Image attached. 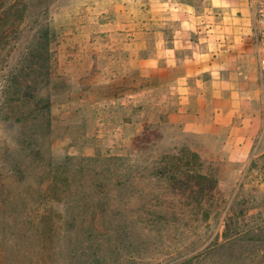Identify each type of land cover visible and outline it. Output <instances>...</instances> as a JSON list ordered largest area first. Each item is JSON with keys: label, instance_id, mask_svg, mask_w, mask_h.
I'll list each match as a JSON object with an SVG mask.
<instances>
[{"label": "rangeland", "instance_id": "rangeland-1", "mask_svg": "<svg viewBox=\"0 0 264 264\" xmlns=\"http://www.w3.org/2000/svg\"><path fill=\"white\" fill-rule=\"evenodd\" d=\"M150 2L53 0L44 18L52 21L56 38L36 74L42 80L37 90L33 75L14 73L36 10L0 45V246L13 264H264V122L250 150L236 145L227 127L188 140L218 180L216 197L202 202L199 215L180 199L136 200L122 205L127 213L119 208L115 218L97 222L94 233L85 229L93 226L86 204L39 192L47 183L41 181L44 169L67 156L119 150L133 128L141 131L157 118L155 107L183 104L178 69L166 62L141 67L134 60L140 45L147 53L151 31L162 26L150 19ZM47 102L50 133L40 125L45 118L30 113V104L46 108ZM140 103L150 110L147 120L136 109L124 130L122 107ZM194 104H188L189 114L197 112ZM70 209L84 223L68 216ZM117 217L120 222L111 223ZM228 218L231 240L225 242ZM216 236L219 245L212 248Z\"/></svg>", "mask_w": 264, "mask_h": 264}, {"label": "trees", "instance_id": "trees-1", "mask_svg": "<svg viewBox=\"0 0 264 264\" xmlns=\"http://www.w3.org/2000/svg\"><path fill=\"white\" fill-rule=\"evenodd\" d=\"M52 1L0 0V45L12 31L20 29L30 9L36 10L33 34L20 55L18 71L14 72L27 78L33 75L34 78L30 80L33 82V90H37L42 82L38 79L40 75L36 74L46 65L50 45L56 38L52 21L44 18ZM33 97L30 96L31 99ZM30 105V113L35 114L33 118L37 119L39 116L45 118L40 125L46 124L47 133H50L52 125L46 112L49 102L46 108L39 104ZM122 108H126L121 121L124 130L133 124L132 118L135 116L133 112L136 109L142 113L145 111L144 121L150 113L148 108L145 110L144 103ZM155 110L157 118L145 122L147 124L141 131L136 132L133 128L134 131L128 141H123L124 146L119 150L114 148L105 153L98 150L90 156H67L63 164L49 170L44 169L41 181L47 183L39 192L75 206L86 204L92 215L89 222L93 226L88 225L89 227L85 229L94 233L99 231L97 222L115 218L120 213L119 208L123 210L122 205H128L136 200L180 199L186 201L193 214L199 215L202 202L216 197L218 180L214 174L205 170L200 152L189 143L188 140L195 134L184 131V123L191 119L188 104L177 103L171 107L161 105L155 107ZM120 150L123 152H119ZM122 213L127 211L123 210ZM162 214L164 213H160ZM208 215L209 212L206 211L205 216ZM68 216L73 217L75 222L84 223L81 218L79 220L80 214L74 210H68ZM113 222L115 224L120 222L119 217L111 221ZM231 226V219L228 218L222 234L225 242L231 240L229 234ZM114 227L122 229L120 225ZM134 228L133 225L130 227L132 230ZM85 229L81 225L79 231ZM218 241L219 237L216 236L212 241V248L219 245ZM258 241L263 239L259 238ZM2 253L4 252L0 246V264H13L10 256H1Z\"/></svg>", "mask_w": 264, "mask_h": 264}, {"label": "crops", "instance_id": "crops-1", "mask_svg": "<svg viewBox=\"0 0 264 264\" xmlns=\"http://www.w3.org/2000/svg\"><path fill=\"white\" fill-rule=\"evenodd\" d=\"M150 1V19L162 26L151 31L147 53L140 45L134 60L141 67L166 62L178 69L183 103L197 109L184 123L185 132L227 127L236 145L253 148L264 119L249 0Z\"/></svg>", "mask_w": 264, "mask_h": 264}, {"label": "built area", "instance_id": "built-area-1", "mask_svg": "<svg viewBox=\"0 0 264 264\" xmlns=\"http://www.w3.org/2000/svg\"><path fill=\"white\" fill-rule=\"evenodd\" d=\"M251 28L255 40V57L259 70L262 114L264 119V0H249Z\"/></svg>", "mask_w": 264, "mask_h": 264}]
</instances>
